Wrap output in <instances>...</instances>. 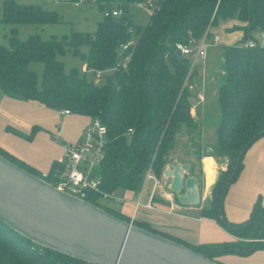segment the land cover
Listing matches in <instances>:
<instances>
[{
	"label": "trees",
	"instance_id": "obj_1",
	"mask_svg": "<svg viewBox=\"0 0 264 264\" xmlns=\"http://www.w3.org/2000/svg\"><path fill=\"white\" fill-rule=\"evenodd\" d=\"M64 1L93 2L101 11L114 9L119 15L102 14L91 32L71 31L67 37L52 36L48 40L29 34L19 39L16 30L20 25L36 26L59 20L54 12L39 5L3 0L0 23L10 28L8 46L0 45V92L55 111L64 109L100 120L106 129L102 158L91 170L97 189L88 192L84 200L128 223L129 215L99 204L102 196L110 199L121 190L136 198L145 169L149 168L160 184L166 179L163 170L173 160L187 163L185 176L194 177L200 186L199 163L203 156H209L224 167L216 171L206 206L198 204L194 208L198 209V218L214 221L235 241L188 246L158 233L146 223L133 219L131 225L175 241L212 262L222 255L245 257L264 250V206L259 197L244 222L230 223L222 212L225 192L241 169L244 152L256 139H264V45H259L251 35L264 30V0H157L144 25L133 23L128 11L132 4L144 0ZM233 19L237 23L224 29L241 30V36L220 48L219 59L209 73L215 115L211 123L213 143L204 145L199 118L204 112L190 113L200 77L195 68L186 77L189 61L174 55V44L198 39L204 33L209 35L220 21ZM248 39L255 41L252 47L243 45ZM126 42L128 59L124 67L104 74L100 83L86 79L80 71L64 72L57 59V55L67 50L79 56L86 68L107 70L121 55L117 46ZM82 46L86 48L84 52L80 51ZM29 63L42 64L39 78L28 69ZM6 130L29 140L38 127L32 126L27 133L11 126ZM181 132L184 137L178 138ZM207 147L210 152H205ZM0 154L51 185L59 179L55 171L64 169L53 161L42 175L2 148ZM150 203L168 205L154 195ZM173 203L178 205L174 196ZM0 264L86 263L40 248L0 222Z\"/></svg>",
	"mask_w": 264,
	"mask_h": 264
},
{
	"label": "crops",
	"instance_id": "obj_2",
	"mask_svg": "<svg viewBox=\"0 0 264 264\" xmlns=\"http://www.w3.org/2000/svg\"><path fill=\"white\" fill-rule=\"evenodd\" d=\"M216 47L217 45L208 49L204 64H198L195 68L196 75L200 77V87L192 99L193 106L190 109L191 114H194L195 110H202L204 112L207 108L210 109V107L214 111V92L212 91V86L209 85V81L211 80L209 73L211 70L208 67L207 57L211 49ZM197 95L201 96V99H198ZM28 102H22L18 98L6 96L1 93L0 148L44 175L49 170L53 161L61 164L63 144L77 141L81 131L86 127L90 119L71 113L60 114L59 111L46 108L34 102ZM213 114L215 115V112ZM199 118L202 133L203 128L208 126L212 128V124L205 121V116H200ZM56 123H59L60 129L52 136V131ZM7 125L23 133H27L32 126L38 127V130L29 140H25L7 131L5 129ZM42 128L48 131H43ZM200 167L201 184L198 186V189L200 190L201 187L205 193H202V196L199 198V201H201L199 206L203 207V200H209L210 186L215 178L216 168L213 159L209 156H203L201 158ZM55 172L56 177L60 178L64 173V169L63 171ZM147 182L151 181H146L142 185L136 197L137 200L134 202V204L137 202L140 207L138 209L139 211H136L134 214L135 220L146 223L158 233L178 240L188 246L221 244L235 241V238L220 229L214 221L198 218L196 214L198 209L175 205L173 203V196L170 195L166 188L169 184V179L167 178L163 181L166 187L165 185L160 186L159 184L157 188L161 189H155L154 197L163 200L168 205L162 206L153 203L151 204V210L142 208L148 200L147 192L146 198L142 203L143 192ZM123 193L131 198L125 207V212L130 217L134 206L131 201L134 198L127 191H123ZM258 197L260 198L261 205L264 206L263 138H258L253 141L243 154L241 169L234 181L229 184L222 201L224 218L230 223L237 224L244 222L248 219L250 210ZM213 261L216 264H264V250L255 251L245 257L222 255L213 259Z\"/></svg>",
	"mask_w": 264,
	"mask_h": 264
},
{
	"label": "water",
	"instance_id": "obj_3",
	"mask_svg": "<svg viewBox=\"0 0 264 264\" xmlns=\"http://www.w3.org/2000/svg\"><path fill=\"white\" fill-rule=\"evenodd\" d=\"M174 55L181 58L177 51ZM188 169L173 160L163 170L167 189L181 207L199 204L197 180L185 176ZM0 222L40 248L86 264H216L56 189L1 154Z\"/></svg>",
	"mask_w": 264,
	"mask_h": 264
},
{
	"label": "rangeland",
	"instance_id": "obj_4",
	"mask_svg": "<svg viewBox=\"0 0 264 264\" xmlns=\"http://www.w3.org/2000/svg\"><path fill=\"white\" fill-rule=\"evenodd\" d=\"M19 4H36L39 5L42 9L52 11L55 13L57 19L59 21L55 23L42 24V25H34V24H24L17 27L16 36L19 39L26 38L29 34H38V36L43 40H48L50 37L54 36L56 39H60L61 37L69 36L71 31H80V32H91L96 28L97 22H99L102 17V12L99 7L93 3H83L79 2L77 6L73 4V2H67L64 0H12ZM3 0H0V4ZM147 0H144L140 4H132L129 7V14L131 21L137 25H144L148 18V10L146 7ZM236 20H228V21H220L218 25L212 27L210 33L216 34L219 38L217 42V47L212 48L209 52L208 58V67L211 70L214 67V64L217 62L219 58V51L223 45L230 44L235 42L241 36V30H234L232 32L225 31V27H230L232 24H236ZM8 24L0 23V45L8 46V35H9ZM252 37L258 39V31H254L251 33ZM232 40V41H231ZM86 48L84 46L80 47V51L84 52ZM57 59L61 61L64 72H69L70 70L80 71L82 67H85L83 61L79 58V56H73L69 51L65 50L62 55H57ZM199 64V63H198ZM196 65V67L198 66ZM28 69L34 71L39 78V75L42 70L41 63H29ZM206 72H208L206 70ZM86 79H89V75H85ZM101 81V80H100ZM100 81L98 83H100ZM1 95V93H0ZM22 102H28L21 100ZM30 103V102H28ZM209 105V104H208ZM207 107V106H206ZM213 110L209 108L204 111L203 115L207 118L208 122H213ZM205 118V121H206ZM211 125V124H210ZM8 126V125H7ZM6 126V127H7ZM5 127V129H6ZM43 129V128H42ZM60 129L59 123H56L54 126V130L52 131V136L55 135L56 131ZM43 131H48L47 129H43ZM60 137V136H59ZM61 138V137H60ZM201 138L203 139L202 144H211L213 143V128L210 126L203 128V133ZM210 147L205 148V152H210ZM214 161V160H213ZM215 163L216 171L221 167L218 163ZM200 167V163H199ZM201 171V167H200ZM163 182H160V186H164ZM203 188V185H202ZM151 189V182H147L145 184L142 203L145 200V196L147 192ZM158 190L161 188H157ZM199 198L202 196V193H205L203 189H198ZM211 197V196H210ZM131 198L128 195H125L123 191L118 190L113 193L112 198H108L107 200H100L99 204L103 207H107L111 210L117 211L121 214H126V206ZM137 200L136 198L131 201L133 204ZM126 204V205H125ZM201 201H199V205ZM202 205L206 206V200H203ZM139 210H137L138 212ZM136 217V215H135Z\"/></svg>",
	"mask_w": 264,
	"mask_h": 264
},
{
	"label": "built area",
	"instance_id": "obj_5",
	"mask_svg": "<svg viewBox=\"0 0 264 264\" xmlns=\"http://www.w3.org/2000/svg\"><path fill=\"white\" fill-rule=\"evenodd\" d=\"M57 1V0H53ZM157 0H147L146 7L148 13L155 7ZM80 1L73 2L75 6ZM103 16L116 17L119 12L114 9L103 10ZM218 36L210 33L206 35L204 33L198 39L189 38L186 43H175V51L182 57H186L189 61L188 72L186 77L190 74L193 68L199 63L203 65L206 59L207 51L211 47L217 45ZM259 45H264V30L258 31ZM128 42L121 43L117 46L118 53L121 55L115 62L114 66L107 70H93L90 68L82 67L80 73L88 74L94 83H98L104 74L117 71L120 67H124L128 55L126 54ZM255 41L248 39L244 42V46L252 47ZM198 99L201 96L197 95ZM60 114H67V110H60ZM129 132V131H128ZM106 129L98 118H92L89 120L86 127L81 131L80 137L75 142H68L63 144V153L61 157V164L64 167V173L53 185L56 189L69 193V195L76 197L80 200H84L87 193L97 189V180L95 177H91V170L102 158V148L104 144V136ZM146 181H151L152 187L148 192L147 203L142 207L146 210H151L152 205L150 200L154 195L155 189L159 185L158 180L151 174L150 169L146 168L143 173V184ZM142 184V185H143ZM107 200L104 195L101 200ZM85 201V200H84ZM139 205L136 202L133 206L132 214L129 218V223L134 219L135 212L139 209Z\"/></svg>",
	"mask_w": 264,
	"mask_h": 264
}]
</instances>
